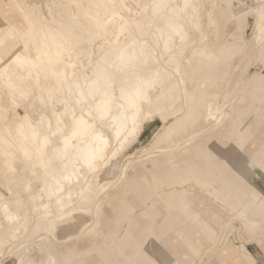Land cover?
Returning <instances> with one entry per match:
<instances>
[{"label":"bare ground","instance_id":"bare-ground-1","mask_svg":"<svg viewBox=\"0 0 264 264\" xmlns=\"http://www.w3.org/2000/svg\"><path fill=\"white\" fill-rule=\"evenodd\" d=\"M245 2L0 0L22 18H0L3 264H259L264 191L249 169L264 171V74L248 72L264 59V0ZM34 87L37 120L22 101ZM147 138L154 156L122 166ZM130 165L177 197L159 186L134 211Z\"/></svg>","mask_w":264,"mask_h":264},{"label":"rangeland","instance_id":"rangeland-1","mask_svg":"<svg viewBox=\"0 0 264 264\" xmlns=\"http://www.w3.org/2000/svg\"><path fill=\"white\" fill-rule=\"evenodd\" d=\"M30 2H32L33 0H29ZM41 2H43V0H39ZM139 2H144L145 0H137ZM246 1L245 2V6L244 7H247V6H250V5H253L254 4V0H244ZM255 1H258V0H255ZM218 2V5L217 7L220 8L221 6H223L224 4V0H217ZM130 5L132 6V8L134 9V11H138L139 10V6L135 4V2L131 1L130 2ZM210 3L207 4V7H210ZM254 6V5H253ZM233 8H242L240 6H234ZM6 11V8L3 6V10L0 9V18H2V20L4 22H8V21H19L21 22L22 21V18L20 16H16L15 14L11 15L10 12L5 13ZM253 17H249V22H248V26H247V32L245 34L246 36V39L249 40V38L251 37V33H252V29H253ZM220 25H222L223 23L220 21L219 22ZM0 26H2L1 22H0ZM231 27V26H230ZM230 27H227V28H224V30H226V32H228L230 30ZM221 30H222V27H221ZM224 40H227V37L226 39H222V42ZM98 46V43L95 42L94 43V51H96V48ZM95 56V55H94ZM87 61V60H86ZM85 61V62H86ZM88 62V61H87ZM263 62V63H262ZM241 64V65H240ZM246 64V61L243 59V60H238L236 61L235 65H238L239 67H237L236 69V73L240 72L243 68V66ZM264 59L263 61H260L259 63L256 62L254 63L251 68H250V72H248V74L252 75L253 72L256 73V72H262L264 74ZM254 66V67H253ZM258 70V71H257ZM263 70V71H262ZM256 71V72H255ZM25 78V77H23ZM33 91V92H32ZM30 91L27 96L23 97L22 98V101L24 103V105H26L27 109L29 110L31 116L37 120V118L40 116L41 112H48V109H45V108H40L39 104L35 102V98H34V95H35V92H36V87H34V89ZM230 95L231 94H228L226 96V98H224L222 100V103L225 102L228 100H230ZM230 97V98H229ZM229 98V99H228ZM33 105V107H31ZM262 105V104H261ZM173 107V106H172ZM177 107L175 106L174 109H176ZM229 109V108H228ZM10 110V109H9ZM8 110V111H9ZM8 113H12L11 111H9ZM149 142H150V138H147L145 140V142H143L142 144V150H138V151H135V153L127 158H125V160H123L122 162V166H126L130 164V161H134V163H138L140 164L141 161L144 160V158L146 157H151V156H154V150H152L154 147L153 144L149 145ZM145 151V152H143ZM131 158V159H130ZM137 161H136V160ZM143 159V160H142ZM259 159H257V161L255 162V164L253 165V167H251L249 170H251L250 172V180L253 182V185L256 184V187L260 188L262 191H264V171L261 170L260 167V163L258 162ZM129 170H128V178L130 176V179H131V183L130 185L128 186V189H130V193L132 194V196L134 198H136L140 204H141V208H138L136 205L134 211H139L141 210L142 208L146 207L147 205H150L152 202L154 204V201L152 200V194H155V191L157 192L158 191V188L159 186H161L164 190H170V196L171 197H177L176 196V191L175 188H173L170 184H168V182L164 179V177L162 176L163 174H157V173H153V172H146V175L145 174H139V173H136L135 174V177H133V175H129V171L131 169V165L130 167H128ZM172 168H169L167 170H170ZM177 171H180V170H177ZM254 172V173H253ZM253 174V176H252ZM158 175V176H156ZM255 176V177H254ZM258 176V177H257ZM253 178V179H252ZM258 178V179H257ZM150 192L151 195H148L147 192ZM161 199V198H160ZM163 204H165L166 202L161 199L160 200ZM99 208H101V204L99 206ZM153 210L155 211V209L153 208L152 206V212ZM151 212V213H152ZM147 217H150V215H146ZM88 218V217H87ZM88 220V219H86ZM85 220V221H86ZM220 225L217 227V228H214V232H213V236H210L208 238V241H209V244L208 246H210V244L213 246L211 247L212 250L215 248H220V246L222 245V243L226 240L228 234L230 233V231L232 230V226L235 228V227H239V222H238V219H234L233 217L231 219H226V220H220L219 221ZM262 224H264V218L262 220ZM238 230V229H237ZM247 234V233H246ZM61 237H67V234L66 233H62L60 235ZM176 235L175 234H171L168 238L170 240H173V238L175 237ZM79 240V239H78ZM81 240V239H80ZM34 241V244L36 245L39 241V238L38 237H35L33 239ZM25 244H23L22 246H24ZM145 251H147V254L149 257H151V259H153V261H157V258L148 250L149 249V246L146 245L145 246ZM214 249V250H215ZM210 250V249H209ZM10 248L8 246H6L5 248H3L2 250V253L0 254V264H3L7 258H9L11 256V252H10ZM250 251L254 254V256L256 255L257 258L259 259V264H264V251H263V248L261 246H258L257 244H253L251 245L250 247ZM258 253V254H257ZM255 256V257H256ZM263 259V260H262ZM131 262V261H130ZM158 262V261H157ZM205 260L204 259H201L200 258V262L198 264H204ZM38 264H44V261L43 259L40 257L38 258ZM77 264V263H76ZM124 264H128V263H124Z\"/></svg>","mask_w":264,"mask_h":264}]
</instances>
